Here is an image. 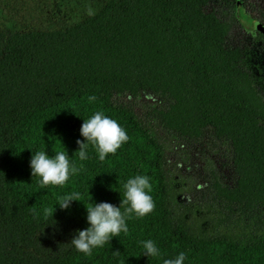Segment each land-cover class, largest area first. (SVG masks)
Wrapping results in <instances>:
<instances>
[{
  "label": "trees",
  "instance_id": "obj_1",
  "mask_svg": "<svg viewBox=\"0 0 264 264\" xmlns=\"http://www.w3.org/2000/svg\"><path fill=\"white\" fill-rule=\"evenodd\" d=\"M210 1L239 0H0V264H163L180 252L183 264H264V95ZM140 94L157 99L151 117L177 138L227 149L195 217L171 200L164 147L130 101ZM97 111L128 141L104 161L89 143L81 161L80 127ZM63 147L79 173L41 189L32 154ZM136 175L149 177L154 210L91 256L77 251L85 206L119 207ZM74 191L81 202L60 209ZM149 239L160 257L143 255Z\"/></svg>",
  "mask_w": 264,
  "mask_h": 264
},
{
  "label": "clouds",
  "instance_id": "obj_2",
  "mask_svg": "<svg viewBox=\"0 0 264 264\" xmlns=\"http://www.w3.org/2000/svg\"><path fill=\"white\" fill-rule=\"evenodd\" d=\"M88 100L94 102L96 97L94 95L89 96ZM80 135L87 142L76 140V144L79 146L77 154L81 161L88 159L87 148L89 143L98 153L99 160L104 161L109 154H115L128 141L126 130L116 120L107 117L101 111H97L91 118L83 120ZM69 158L64 147L51 158L45 150L32 154L30 160L31 175L32 177H40L41 189L49 185L64 186L71 175L79 173L80 168L74 163L70 164ZM123 188L125 190L124 198L119 207L107 202H91L87 207L84 205L87 212L86 220L90 226L84 230H79L71 239L70 242L77 251L84 253L85 256H91L94 248L103 247L109 243L111 238L119 236L121 232H128L126 219L131 218L133 214L136 217H143L154 210L155 204L150 195L149 177L136 175L128 179ZM72 201L81 202L79 192L74 191L59 197L57 205L62 210L68 209ZM55 206L51 209H45V216L51 215L52 217ZM33 215H36L35 210ZM142 245L145 249L143 255L147 257L161 256L160 250L152 240L143 241ZM185 259L186 254L180 252L174 259H163V264H183Z\"/></svg>",
  "mask_w": 264,
  "mask_h": 264
},
{
  "label": "rangeland",
  "instance_id": "obj_3",
  "mask_svg": "<svg viewBox=\"0 0 264 264\" xmlns=\"http://www.w3.org/2000/svg\"><path fill=\"white\" fill-rule=\"evenodd\" d=\"M224 5L210 1L205 9L215 12L219 19L230 24L226 43L229 46L242 48L241 67L249 72L253 84L264 95V42L254 39L253 21L264 27V0H239ZM244 14L251 18L244 17ZM257 32V31H255ZM135 114L145 120L146 127L151 130L164 147L166 167L170 184L171 200L179 211L195 217L204 208L202 196L210 171L216 172L227 162L228 153L223 143L211 138L201 142L180 139L161 127L150 111L159 106L152 95L140 94L130 99Z\"/></svg>",
  "mask_w": 264,
  "mask_h": 264
},
{
  "label": "water",
  "instance_id": "obj_4",
  "mask_svg": "<svg viewBox=\"0 0 264 264\" xmlns=\"http://www.w3.org/2000/svg\"><path fill=\"white\" fill-rule=\"evenodd\" d=\"M236 8L238 9V5H236ZM252 29L254 31L260 32L264 37V27L258 21H253Z\"/></svg>",
  "mask_w": 264,
  "mask_h": 264
},
{
  "label": "flooded vegetation",
  "instance_id": "obj_5",
  "mask_svg": "<svg viewBox=\"0 0 264 264\" xmlns=\"http://www.w3.org/2000/svg\"><path fill=\"white\" fill-rule=\"evenodd\" d=\"M253 31H254V30H253ZM254 33H255V35H257V33H258V32H255V31H254ZM255 35H254V36H255ZM259 41L261 42L262 40H261V39H259Z\"/></svg>",
  "mask_w": 264,
  "mask_h": 264
}]
</instances>
